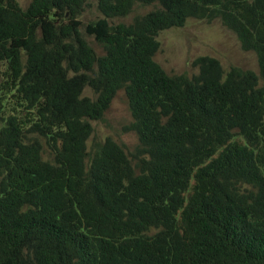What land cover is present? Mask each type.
Segmentation results:
<instances>
[{
  "label": "trees",
  "instance_id": "1",
  "mask_svg": "<svg viewBox=\"0 0 264 264\" xmlns=\"http://www.w3.org/2000/svg\"><path fill=\"white\" fill-rule=\"evenodd\" d=\"M190 19L259 73L166 70ZM1 66L0 264H264V0H0ZM119 91L136 145L90 144Z\"/></svg>",
  "mask_w": 264,
  "mask_h": 264
},
{
  "label": "rangeland",
  "instance_id": "2",
  "mask_svg": "<svg viewBox=\"0 0 264 264\" xmlns=\"http://www.w3.org/2000/svg\"><path fill=\"white\" fill-rule=\"evenodd\" d=\"M18 1L23 7H26L31 0ZM97 16H99V12L93 6L85 12L82 20L87 22ZM158 38L161 47L155 58L169 72L192 75L198 70L193 64L194 60L199 56L209 55L218 58L226 70L237 66L259 73L257 53L243 50L237 34L219 20L208 22L190 19L182 27L162 31ZM89 39L100 50L94 39L92 37ZM0 68L4 69L3 66ZM131 121L132 115L127 98L124 91H119L104 118L93 121L94 133L90 144L111 136L129 149H133L138 138L133 131L128 129Z\"/></svg>",
  "mask_w": 264,
  "mask_h": 264
}]
</instances>
